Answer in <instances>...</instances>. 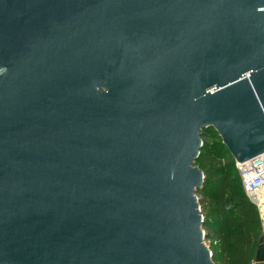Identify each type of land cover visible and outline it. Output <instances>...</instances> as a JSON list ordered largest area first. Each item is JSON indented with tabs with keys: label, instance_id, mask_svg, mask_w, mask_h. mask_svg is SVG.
<instances>
[{
	"label": "water",
	"instance_id": "95a60500",
	"mask_svg": "<svg viewBox=\"0 0 264 264\" xmlns=\"http://www.w3.org/2000/svg\"><path fill=\"white\" fill-rule=\"evenodd\" d=\"M210 129L264 151V0H0V264H213Z\"/></svg>",
	"mask_w": 264,
	"mask_h": 264
},
{
	"label": "trees",
	"instance_id": "16d2710c",
	"mask_svg": "<svg viewBox=\"0 0 264 264\" xmlns=\"http://www.w3.org/2000/svg\"><path fill=\"white\" fill-rule=\"evenodd\" d=\"M210 130L201 135L195 165L203 173L198 192L207 195L211 205L202 222L206 236L216 239L211 259L214 264H251L261 236L259 214L242 190L233 156L217 132Z\"/></svg>",
	"mask_w": 264,
	"mask_h": 264
},
{
	"label": "built area",
	"instance_id": "2783aa9c",
	"mask_svg": "<svg viewBox=\"0 0 264 264\" xmlns=\"http://www.w3.org/2000/svg\"><path fill=\"white\" fill-rule=\"evenodd\" d=\"M234 167L243 192L257 208L264 242V151L239 162L234 159Z\"/></svg>",
	"mask_w": 264,
	"mask_h": 264
},
{
	"label": "rangeland",
	"instance_id": "374dc122",
	"mask_svg": "<svg viewBox=\"0 0 264 264\" xmlns=\"http://www.w3.org/2000/svg\"><path fill=\"white\" fill-rule=\"evenodd\" d=\"M205 131H206V135H208V132H210L211 130H205ZM233 161H234V158H233ZM195 196L197 198V205H198V207L200 209V213H201L202 216H204V214L208 211L209 207L211 206L209 197L207 195L206 196L203 195L201 192H198V190L196 191ZM202 229H203V227H202ZM203 231H204V229H203ZM203 242H204V245L211 252V247L216 242V239L215 238H210V237L207 236V237H205Z\"/></svg>",
	"mask_w": 264,
	"mask_h": 264
}]
</instances>
